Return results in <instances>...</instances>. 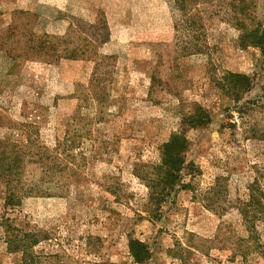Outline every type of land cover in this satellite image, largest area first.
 <instances>
[{"label": "rangeland", "instance_id": "1", "mask_svg": "<svg viewBox=\"0 0 264 264\" xmlns=\"http://www.w3.org/2000/svg\"><path fill=\"white\" fill-rule=\"evenodd\" d=\"M16 10L80 51L0 49V141L32 189L6 206L0 181V264L23 263L7 222L37 235L28 264H135L131 240L147 264H264V53L236 22L263 29L264 0H0V30L27 21ZM230 73L251 81L238 101ZM197 109L211 122L184 128ZM179 132L192 174L157 204L139 177Z\"/></svg>", "mask_w": 264, "mask_h": 264}, {"label": "trees", "instance_id": "2", "mask_svg": "<svg viewBox=\"0 0 264 264\" xmlns=\"http://www.w3.org/2000/svg\"><path fill=\"white\" fill-rule=\"evenodd\" d=\"M17 18L26 17L27 21L22 25L12 24L6 30H0V49L11 53L13 46L19 48L18 58L32 59L34 57L45 58L50 62H58L62 59L75 60L78 57L79 48L67 46L66 38L52 37L48 34H37L31 28L30 21L35 22L36 15L25 11H14ZM237 25H243V33L240 36V44L243 48L247 45L259 47L264 53V28L260 26L256 30H249L242 20L236 19ZM230 83L229 95L233 100H239L240 95L246 93L251 88L250 78L230 73L228 79ZM211 122L210 115L204 110L197 109L194 113L186 116L182 121V126L189 129L204 127ZM6 142V141H5ZM9 144L8 142H6ZM0 141V181L5 184L7 189L6 206L20 205L22 197L16 195L15 191H31L25 187L18 189L23 165V153L11 149L8 145ZM20 146V145H18ZM189 146V139L186 132L175 133L171 136L168 143L164 144L160 152V163L152 167L151 173L147 177H139L152 191L151 197L158 203L170 196V193L182 184L184 174H192L194 165L187 163L186 152ZM22 148V147H21ZM20 174V175H19ZM16 180V182L14 181ZM250 191H258L256 184L250 185ZM240 211V210H239ZM242 214V209L240 211ZM5 242L11 252H21L23 263L28 264L32 258L31 250L39 242L36 234L23 233L10 223H4ZM129 248L134 258L135 264H147L150 260V251L147 245L137 240L129 242ZM108 264V263H106Z\"/></svg>", "mask_w": 264, "mask_h": 264}]
</instances>
